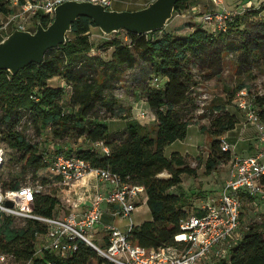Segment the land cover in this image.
<instances>
[{"label": "trees", "instance_id": "16d2710c", "mask_svg": "<svg viewBox=\"0 0 264 264\" xmlns=\"http://www.w3.org/2000/svg\"><path fill=\"white\" fill-rule=\"evenodd\" d=\"M190 3L189 0H179L175 14L189 9ZM13 4L14 0H0V26L3 17L14 15ZM261 13V9L252 12L256 17ZM242 16L229 24L227 33L221 34L209 31L202 23L196 24L186 37L166 29L142 36L129 33L133 46L119 39L120 32L105 45L115 49L110 61L90 56L94 45L89 35L93 28L98 27L89 18H79L73 24L72 38L68 43L49 50L41 65L32 64L17 75L0 71L2 141L16 151L19 158L14 160L24 163V170L31 169L38 175L49 167L50 162L40 153L38 146L27 142L17 131L24 113H29L40 131L51 128L58 138L67 135L84 137L90 145L77 155L90 162L94 169H109L121 176L124 182L145 188L152 220L134 226L131 242L146 249L173 245L175 236L181 231L182 221L189 214L186 210L188 196L175 189L181 188L185 174L194 176L197 171L182 154L174 153L169 158L165 152L168 146L185 140L192 125L184 113L192 110L197 101L193 92L198 84L194 70L204 80L220 77L225 71L226 57L235 55L240 74H249L256 64L264 60V19H254L242 29ZM35 18L45 27L53 22L42 13ZM159 33L164 35L158 37ZM139 61L150 67L155 75L153 80L158 77L162 83L159 88L155 85L141 88L154 111L156 131L132 120L130 115L122 116L119 101L109 93L122 81L126 69L135 68ZM55 78H62L66 86H51L50 81ZM243 88L246 87L240 86L233 92L231 99L234 100ZM257 102L264 106L263 98ZM97 108L113 117L121 115L126 128L120 133H112L107 119L93 113ZM211 111V132L215 140L206 163L208 175L231 160L232 153L222 151L221 137L235 130L239 123L237 116L227 112L222 104L213 105ZM154 132L155 138L152 136ZM98 143H103L109 154H102L95 147ZM165 172L170 178L161 177ZM22 186L17 184L9 189L16 190ZM59 205V198L37 193L34 214L53 217ZM47 232L48 226L37 219H26L23 226L17 227L15 217L0 215V252L19 263L92 264L98 261L107 264L84 241H79V249L67 260L51 250H46L42 257L36 256L38 238ZM231 262L264 264V218L262 223L251 226L242 241L232 249Z\"/></svg>", "mask_w": 264, "mask_h": 264}, {"label": "built area", "instance_id": "2783aa9c", "mask_svg": "<svg viewBox=\"0 0 264 264\" xmlns=\"http://www.w3.org/2000/svg\"><path fill=\"white\" fill-rule=\"evenodd\" d=\"M69 1L91 2L112 9L117 0H30L23 6L21 13L10 16L8 24L1 21L0 33L8 32V25L11 23H16L20 30L27 31L24 26L28 14L35 17L42 13L54 21L56 8ZM211 2L215 9L200 13L198 20L216 34L227 33L229 24L253 7L251 2H247L240 9L229 10L225 7L224 0ZM122 35L124 42L133 46L129 32L122 31ZM194 73L198 84L193 92L197 97L202 83L197 70ZM161 84L160 78L156 77L154 85L159 88ZM257 101L247 88H243L235 96V102L243 112L246 123L257 130V151L249 156L236 155L235 146L225 136L221 137L222 151L232 153L231 160L222 165H228L229 179L218 195L207 193L201 206L194 212H189L181 223V231L175 236L173 245L158 249L135 246L130 240L135 226L133 214L140 204L147 201L145 188L124 182L121 176L109 169H94L90 162L77 154L57 152L49 159V167L66 185L80 184L93 176L100 186H107L105 191L96 187L86 210L64 217L37 216L34 214V203L40 189L22 186L16 190H3L0 187V215L37 219L48 226V232L39 236L37 241L36 256L40 257L46 250H51L67 260L79 249V241H84L107 264H232V249L242 241L240 231L244 203L247 201L255 206L264 205V106H260ZM95 147L102 154H109V149L103 143H98ZM5 161V152L0 148V170ZM7 201H12L13 207L6 206ZM106 205L115 206V217L127 221L125 232L113 223L104 222ZM99 230L104 233L106 247L94 243L93 239ZM11 260V257L0 252V264H13Z\"/></svg>", "mask_w": 264, "mask_h": 264}, {"label": "rangeland", "instance_id": "374dc122", "mask_svg": "<svg viewBox=\"0 0 264 264\" xmlns=\"http://www.w3.org/2000/svg\"><path fill=\"white\" fill-rule=\"evenodd\" d=\"M191 5H200V10L196 13L189 14L186 10L180 11L179 15L175 14L174 19L169 23L166 28L167 32L176 34L175 32L183 29V26L196 25L195 17H199L200 13H204L207 10L212 9V3L210 0H189ZM245 1V2H244ZM25 2V1H24ZM251 2L253 7L249 9L245 16H242L240 20L244 25L240 28H244L245 24L253 21L254 19H264V0H224L225 7L229 10L240 9L244 3ZM151 3V0H117L112 9L118 11H137L147 7ZM262 10V17H256L252 12L254 9ZM215 9V7H214ZM17 14L21 13L19 6L16 7ZM245 18V21L243 20ZM11 17H3L2 22L8 24ZM25 28L27 31L35 32L37 29V23L35 17L32 15L26 16ZM18 28L16 23L8 25V32L0 33V42ZM206 29H208L206 27ZM164 33H159L158 37H162ZM90 41L94 45V49L89 53L90 56H98L105 61H110L113 58L114 48H106V43L114 39L116 34L109 37H105L99 28H93L90 33ZM119 39L124 42V36L119 35ZM72 36L68 35V41ZM238 58L227 56L225 60V71L220 77H213L211 79H202V89L197 92L195 106L192 110L184 113V117L191 119V127L189 128L188 135L185 140L177 141L166 149V156L171 158L174 153H180L186 157L187 162L193 168H196L197 173L194 176L185 174L183 176L184 182L181 188L175 189L176 192L185 193L189 201L187 203V211L192 213L199 208L202 202L206 198V194H212L217 191H221L222 187L219 185L207 186V191H202V185H206L208 180L217 182L218 180L224 182L229 178L230 169L228 165H219L213 174L208 175L206 172V163L212 152V144L215 137L211 132V121L213 119V113L211 108L213 105L222 104L227 112L236 115L239 123L235 130L224 135L227 139L230 138L231 142L236 145L234 150L239 155H248L245 144L252 138L249 129L250 125L246 123V118L243 112L237 106V103L231 99L233 92L238 91L240 86H245L250 92L251 96L257 100L259 98L264 99V60H261L255 65L253 71L249 74H240L238 71ZM150 67L143 61H139L135 68L126 69L122 76V81L116 85V87L109 91L119 101V104L123 110L122 116L130 115L134 120H141L144 126L150 128V130L156 131V123L154 121V113L152 112L148 100L142 93L141 88L144 86H154L153 78ZM200 80V79H199ZM50 85L53 87H64L66 82L62 78H55L50 81ZM67 90H69L67 88ZM101 108H97L93 113L98 114L102 118H106L109 123V128L112 133H120L126 128V122L121 115L112 116L111 114H103ZM122 112V111H121ZM2 119V111L0 110V123ZM17 131L20 132L30 144L39 147L40 153L46 158H52L57 152H64L66 154H78L79 151L87 149L90 145L84 137L78 138L71 135H67L64 138H58L52 132L51 128H47L45 131H40L36 128V125L32 121L29 113H24L21 123L19 124ZM229 135V137H228ZM2 135L0 134V147L5 152L6 161L0 170V187L11 188L14 185L31 186L35 189H40L41 193L48 194L59 198L60 205L56 210L55 215L66 216L74 213L76 208L86 206L90 197L94 195V186L97 185L95 179H88L89 181L84 185V182L75 185H66L61 179L56 177L50 170V167L39 172L35 175L31 169H23L24 163L19 162V155L15 150L11 149L8 144L2 141ZM156 137V132L152 134ZM246 141V142H245ZM252 141H256L252 138ZM252 143V142H251ZM246 150V151H245ZM162 178H170V175L165 172L161 175ZM209 177V178H208ZM46 180L47 184H45ZM209 185L211 183H208ZM80 204H83L82 207ZM243 219L241 224V238L243 239L248 229L256 224L263 222L264 218V205L259 204L255 206L247 201L243 207ZM109 218V217H108ZM16 226L21 227L24 225L26 217H15ZM120 219V218H118ZM116 220V226L120 227L122 231H126L127 221ZM152 220V213L147 202L140 204L133 214L134 224L144 223ZM112 222V221H111ZM114 223V221H113ZM101 238V234L97 235L94 243L101 245L98 239ZM13 264H20L15 260L10 261ZM92 264H100L98 261L92 262Z\"/></svg>", "mask_w": 264, "mask_h": 264}, {"label": "water", "instance_id": "95a60500", "mask_svg": "<svg viewBox=\"0 0 264 264\" xmlns=\"http://www.w3.org/2000/svg\"><path fill=\"white\" fill-rule=\"evenodd\" d=\"M179 0H154L137 11L107 9L91 2L69 1L56 8L54 21L35 32L16 29L0 42V71L17 75L32 64L41 65L49 50L68 43L73 24L81 17L91 19L107 38L127 31L136 36L162 32L174 19ZM12 201L6 206L13 207Z\"/></svg>", "mask_w": 264, "mask_h": 264}, {"label": "crops", "instance_id": "0c3cea01", "mask_svg": "<svg viewBox=\"0 0 264 264\" xmlns=\"http://www.w3.org/2000/svg\"><path fill=\"white\" fill-rule=\"evenodd\" d=\"M25 1V2H24ZM28 1H30V0H14V4H13V8H14V10H15V13L14 14H17V12H16V7L17 6H19V8L21 9V12H22V8H23V6L28 2ZM211 1V0H210ZM22 2H24V4H22ZM245 2V1H244ZM212 3V2H211ZM245 4V3H244ZM212 9H210V10H207L206 12H208V11H211V10H214V5L212 4ZM200 9H203V8H201V6L200 5H191V7L189 8V9H187L186 11L189 13V14H191V13H196V11L197 10H200ZM256 9V8H255ZM205 13V12H204ZM179 15V14H178ZM263 15H262V13H261V17H262ZM195 23H197V24H199L200 22H199V20H198V17H195V21H194ZM195 25H190V26H183V29L182 30H180V31H177V32H175L176 33V35H178V36H181V37H186V36H188L191 32H192V30H193V27H194ZM168 27V26H167ZM152 110V109H151ZM152 112L154 113V111L152 110ZM132 120H134L133 118H131ZM138 120V122H140L141 124H143V122L141 121V120H139V118H137ZM154 121H155V114H154ZM247 131H250L249 133L251 134V136H252V138H254L256 141H252V138L251 139H249L248 138V140H250L249 142H246L247 144H245V146H246V150H247V152H250V154H248V155H246V156H249V155H252V154H254L256 151H257V147H258V145H257V130H256V128L255 127H253V126H251L250 125V127H249V129H247ZM229 134V133H228ZM228 137H229V135H228ZM228 141L230 142V144H234V143H232L231 142V140H230V138H228ZM252 142V143H251ZM233 146H235V149H236V145H233ZM245 150V151H246ZM234 154H236V155H239L238 153H236L235 151H234ZM239 156H245V155H239ZM213 174V173H212ZM229 176H230V172H229ZM209 178V177H208ZM88 179H95L93 176H90V177H88L85 181L86 182H84V185L89 181ZM229 179V178H228ZM96 181V180H95ZM207 184L204 186V185H202V187H203V189H202V191H204V192H208L207 191V186H211V185H220L222 188L224 187V185L226 184V180L224 181V182H222V181H220V180H218L217 182H213V180H208V182H206ZM208 183H211L210 185L208 184ZM97 185H95L94 186V191L96 192V187L97 188H101L102 189V191H105V190H107V186L106 185H102V186H100L99 184H98V182L96 183ZM221 191H217V192H214V193H212L213 195H218L219 193H220ZM95 194V193H94ZM90 201H91V197H90V200H88V202L86 203V206H84V207H82V205L83 204H80V206L82 207V209L81 208H78V205L77 204H75V208H76V210H75V212L76 213H82L84 210H86L87 208H88V206H89V204H90ZM146 202H148V198H147V201ZM105 209H106V213H105V217H104V222L105 223H113V221H114V223L113 224H115V221L118 219V217L116 218L115 217V215H114V212H115V209H116V207L115 206H113V205H106L105 206ZM55 216H58V215H55ZM61 217H64V216H61ZM109 217V218H108ZM118 220H120V219H118ZM112 221V222H111ZM142 223H140V224H137V225H141ZM116 225V224H115ZM136 226V225H135ZM101 234V238H99L98 239V242H101V245H100V247H106V245H107V243H106V240L104 239V233H100V230L99 231H97L96 232V235H95V237L97 236V235H100ZM103 234V235H102ZM99 246V245H98Z\"/></svg>", "mask_w": 264, "mask_h": 264}]
</instances>
